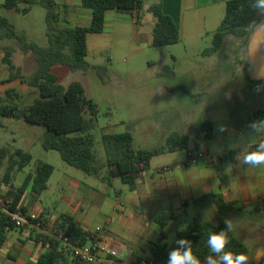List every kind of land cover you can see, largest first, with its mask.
Masks as SVG:
<instances>
[{"label": "crops", "instance_id": "obj_1", "mask_svg": "<svg viewBox=\"0 0 264 264\" xmlns=\"http://www.w3.org/2000/svg\"><path fill=\"white\" fill-rule=\"evenodd\" d=\"M229 1L231 0H161V3L163 12L173 19L180 31L179 44L193 45L202 44L205 38L213 40L214 33L225 17ZM5 2L6 0H0V5L3 6ZM55 2L62 7V12L64 11L62 15H65V24L72 27L91 25L92 11L83 7L82 0ZM140 16L141 20L137 22V17L132 14L108 11L104 32L88 36V54L91 50V38L104 34L111 36L114 47L142 53L147 46H151L155 18L152 30L146 31L142 13ZM22 32L30 41H34L27 31ZM4 40L0 39V96H4L10 88L27 96L31 91L27 84L20 80L8 81L9 71L3 62L4 49L16 48L15 54H21L20 64L14 63V56L13 63L27 76L35 72L36 60L30 54H23L15 41L11 40L13 42L9 43ZM123 41L127 44L126 47L121 46ZM97 48L95 47L94 51ZM204 50L199 49V53H203ZM170 56L177 60L175 54L170 53ZM211 66H214L212 71L223 70L222 60ZM240 73L242 76V71ZM214 78L218 84L223 82L219 74ZM212 84L214 81L209 82L208 87ZM252 84L253 87H249L250 85H246L245 82L237 85V103L222 122L217 118L207 120L212 124V140L207 141L200 134L187 150L166 152L153 158L150 170L141 174L134 189L124 185L119 179L113 180L109 186L97 178L104 185L103 191L100 192L92 186L74 183L72 177L64 176L58 187L62 191H69L72 196H66L69 208L63 210L62 218L50 219L41 209V205L33 197L27 199L25 194L18 208L25 209L27 213H37L48 223L71 217L84 231L90 232L97 239L95 242L104 250H115L120 260L134 263L153 259V250L156 246H164L169 251L175 248L177 245L172 236L175 233L178 236L181 232L179 230L181 227L177 226L178 222L187 223L186 227L191 221L216 222L219 213L215 199L210 198L201 203L196 201L209 195H222L231 206V211L225 217L233 219L232 233L249 248L251 257L259 245H264V236H256L259 228L264 231V166L242 165L240 163L242 145L236 142L244 136V139L250 140L254 146L259 139L247 136L250 131L248 119L253 113L264 110V82ZM257 85L260 86L259 91L256 90ZM179 87L181 86L167 87L166 90L172 92L175 89L179 90ZM186 89L188 92L182 90L185 94L199 95L198 92H192L187 87ZM198 130L200 129L191 130L188 127L179 132L193 134ZM196 149L204 152L206 160H202L198 165L189 166L188 155ZM50 180L47 189L52 186ZM11 186L13 184L10 183L0 189L7 199ZM14 198L15 196L9 200L13 202ZM84 202L88 209L84 208ZM162 215L174 217L165 228H161L156 222ZM198 218L202 221H196ZM14 230L19 231V237L17 241L9 242V234ZM14 230L7 234L0 252V264H7L8 261L10 264H37L43 252L42 243L35 242L36 235L32 229ZM254 238L257 242L251 249L249 239ZM92 242L89 240L86 243ZM66 264L75 263L72 258H68ZM248 264H252V261H248Z\"/></svg>", "mask_w": 264, "mask_h": 264}, {"label": "trees", "instance_id": "obj_2", "mask_svg": "<svg viewBox=\"0 0 264 264\" xmlns=\"http://www.w3.org/2000/svg\"><path fill=\"white\" fill-rule=\"evenodd\" d=\"M144 4L145 0H82L83 7L92 11L91 25L72 27L65 24V15H62L64 11L62 12V7L55 0H6L3 7L19 14H28L32 6H41L45 9L48 40L46 47L30 41L26 34L19 32L7 18L0 17V39L15 41L19 50L23 54H32L37 63L35 72L27 76L13 63L16 48L4 49L3 62L9 71L8 81L20 80L27 84L31 89L27 96L35 95V97L31 103L23 104L25 95L14 88L8 89L4 96H0V118L23 121L28 125L44 128L42 146L45 150L57 151L67 165L87 175L95 176L109 186L112 185L113 180L119 179L131 189L135 188L141 174L150 170L153 158L166 152L187 150L201 133H205V140H212V124L209 121L205 122L200 130L193 134L174 131L163 145L155 149L135 147L134 138L130 132H105L102 142L106 161L102 163L95 150V137L92 132L98 117L97 104L87 98L85 88L80 82H72L67 86L61 84L53 68L61 65L72 71L88 72L91 68V64L87 61L88 36L104 32L107 12L132 14L137 17V22H140ZM21 5L26 6L22 8ZM249 5L250 0H231L227 3L225 17L214 33L212 46L202 53L204 56L211 57L222 52L226 39L230 36L240 40L241 47L246 43L252 28L262 20ZM148 11L155 18L151 47L162 48L178 44L181 40L180 31L173 19L163 12L161 0L153 3ZM96 70L100 78L104 80L107 68L99 66ZM167 71L174 75L173 70ZM244 77L249 81L245 70ZM181 89L188 92L185 87ZM261 118H264V110L253 113L248 119V125L251 121ZM0 126H3L1 121ZM32 160L30 153L22 149L12 151L0 144V170L6 166L5 174L0 180V189L3 183L10 184L15 172L23 171ZM54 171L53 165L38 162L34 173L26 176L15 195L13 209L27 213L25 209L18 208L27 188L31 187L35 195L41 196L47 189ZM210 198L215 199L219 213L217 221L194 222L188 225L185 231L178 233L179 239L186 238L192 242L193 253L201 263L210 255L206 243L209 232L223 229L225 227L223 219L231 211V206L222 195L205 196L196 202L201 203ZM173 219V216L162 215L156 219V222L161 228H165ZM54 225L57 229L64 230L74 242L86 243L89 240L93 242L97 240L90 232L84 231L71 217L58 220ZM14 229H17L15 224L8 217L0 214V252L6 242L7 234ZM33 232L36 235L35 242H41L43 249L37 264H66L68 258H72L71 254L59 244L46 248L44 234H38L35 230ZM229 236L230 243L225 251L234 254L242 252L250 258L249 248L233 233H229ZM168 253L169 250L166 247L156 246L153 250L155 263L167 264ZM72 259L75 264H81L78 260Z\"/></svg>", "mask_w": 264, "mask_h": 264}, {"label": "rangeland", "instance_id": "obj_3", "mask_svg": "<svg viewBox=\"0 0 264 264\" xmlns=\"http://www.w3.org/2000/svg\"><path fill=\"white\" fill-rule=\"evenodd\" d=\"M154 2L155 0H145L142 16L146 31L152 30L154 25V16L147 10ZM0 17L7 18L18 31H27L33 42L38 45L41 44L42 47L48 45L46 11L41 6H32L28 14H19L0 5ZM258 17L264 19V16L258 15ZM93 37L87 57V61L91 64L88 72L72 71L61 65L55 66L53 72L65 86L72 82H80L85 88L87 98L97 104L98 117L92 132L95 137V150L102 163L106 161L102 142L105 132H130L135 147L155 149L163 145L166 137L173 131H181L188 127L191 130L200 129L205 121L212 118L222 122L237 103V85L245 82L246 85H250L249 87H253L252 82L244 78V68L235 58L241 48V41L232 36L227 37L222 52L211 56L212 58L199 53V49L212 46L213 40L209 38H205L202 44L178 43L164 48L147 46L142 53H133L124 48L114 47L109 34ZM126 45L124 41L121 44L122 47ZM95 47H98L96 51H94ZM170 53L176 55V61L171 58ZM20 55V53L14 55L16 65L20 64ZM30 56L33 58V55ZM219 60H222L223 70L212 71L214 66L211 65L219 63ZM99 66L107 68L104 80L97 73L96 67ZM167 70H173L174 75L169 74ZM218 74L223 81L222 85L215 82L214 77ZM211 81H214V84L208 87ZM177 86L187 87L192 92H198L199 95L185 94L181 87L172 92L166 90L167 87ZM34 97L35 95L25 96L23 104L31 103ZM0 121L3 124L0 126V144L12 151L22 149L33 157L28 167L14 174L11 180L13 186L7 195L9 199H13L28 173H34L38 162H46L54 166L55 171L50 180L52 186L41 196L35 195L31 187H28L25 197L27 199L33 197L50 219L62 218L63 210L69 208L66 196H70V192L62 191L58 187L64 176L72 177L74 183L89 185L100 192L103 191L104 185L95 176L87 175L67 165L57 151H47L43 148L44 128L17 120L0 118ZM5 168L6 166L0 170V180L5 174ZM6 185L2 184L4 187ZM71 199L75 201L74 198ZM84 208L88 209L86 202ZM196 221L202 219L198 218ZM193 222L191 221L190 224ZM186 224L178 222L177 226L186 227ZM256 236L263 237L264 231L259 228ZM18 237L19 231H12L8 237L9 242L17 241ZM172 239L174 241L179 239L176 233L173 234ZM255 242H257L255 238L249 239L251 249ZM252 257L253 254L248 261H252ZM201 264H205V261Z\"/></svg>", "mask_w": 264, "mask_h": 264}, {"label": "clouds", "instance_id": "obj_4", "mask_svg": "<svg viewBox=\"0 0 264 264\" xmlns=\"http://www.w3.org/2000/svg\"><path fill=\"white\" fill-rule=\"evenodd\" d=\"M250 8L259 16H264V0H250ZM257 91L260 86L257 85ZM250 129L247 136L249 138L259 137L253 148L250 140L242 136L236 143L242 145L241 160L242 165L249 167L264 166V118L251 121L248 125ZM225 227L219 231L209 232L207 247L210 255L206 258L205 264H248L249 257L245 253H232L225 251L230 243L229 233L234 231L233 219L225 217L223 219ZM180 231H185L181 226ZM177 245L168 253L167 264H201L200 259L194 255L192 242L186 238L175 241Z\"/></svg>", "mask_w": 264, "mask_h": 264}, {"label": "built area", "instance_id": "obj_5", "mask_svg": "<svg viewBox=\"0 0 264 264\" xmlns=\"http://www.w3.org/2000/svg\"><path fill=\"white\" fill-rule=\"evenodd\" d=\"M205 139V133H201ZM202 160H206L203 151L193 150L189 153L187 165H198ZM167 170V168H164ZM13 202L0 192V214L8 217L17 227V229L28 228L35 230L38 234H44L46 248L59 244L72 258L78 260L81 264H156L154 259L136 261L127 263L119 259L117 251H106L98 242L80 243L74 242L64 230H59L54 223H48L37 213H22L14 210ZM44 223H47L46 225ZM45 225V226H44Z\"/></svg>", "mask_w": 264, "mask_h": 264}, {"label": "water", "instance_id": "obj_6", "mask_svg": "<svg viewBox=\"0 0 264 264\" xmlns=\"http://www.w3.org/2000/svg\"><path fill=\"white\" fill-rule=\"evenodd\" d=\"M251 82H264V19L251 30L246 43L236 53ZM252 264H264V245L253 252Z\"/></svg>", "mask_w": 264, "mask_h": 264}]
</instances>
